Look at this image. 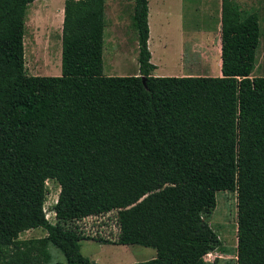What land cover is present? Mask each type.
Here are the masks:
<instances>
[{"label":"trees","instance_id":"obj_1","mask_svg":"<svg viewBox=\"0 0 264 264\" xmlns=\"http://www.w3.org/2000/svg\"><path fill=\"white\" fill-rule=\"evenodd\" d=\"M35 1L0 0V264H63L50 246L67 264H94L76 223L114 211L116 241H97L157 252L134 264H264L259 15L222 0L221 77H154L149 0H134L140 74L106 77L107 1L65 0L62 74L42 77L25 58ZM219 192L237 195L238 245L210 262L233 255L208 221ZM34 229L47 234L21 239Z\"/></svg>","mask_w":264,"mask_h":264},{"label":"rangeland","instance_id":"obj_2","mask_svg":"<svg viewBox=\"0 0 264 264\" xmlns=\"http://www.w3.org/2000/svg\"><path fill=\"white\" fill-rule=\"evenodd\" d=\"M106 1L103 74L106 77L137 76L139 43L132 20L134 0ZM235 1L245 11L255 12L260 17L262 38L253 76L264 77V0ZM64 6L65 0H37L29 7L25 58L30 75L59 77L62 74ZM220 7L221 0H149L150 47L157 65L154 77H195V73L214 68L215 60L193 67V63L181 59L191 56L193 40L201 43L205 39L204 32L207 34L208 30H213L216 24V8L219 12ZM48 188L45 209L49 221L55 223L53 206L58 200L60 187L50 181ZM216 198L217 206L208 221L219 235L223 248L233 255L214 252L206 257L210 262L218 257L235 258L238 245L237 195L233 192H219ZM76 224L84 236L96 240L80 242L82 254L94 264H134L151 260L148 250L153 252V249L97 241H116L119 233L116 211L103 216L87 217ZM46 234L44 229H34L23 233L21 239H39ZM49 251L54 262L67 264L64 254L58 248L50 246Z\"/></svg>","mask_w":264,"mask_h":264},{"label":"crops","instance_id":"obj_3","mask_svg":"<svg viewBox=\"0 0 264 264\" xmlns=\"http://www.w3.org/2000/svg\"><path fill=\"white\" fill-rule=\"evenodd\" d=\"M221 10H222V0H221V7L219 9V12H218V9L216 8V12H215L216 13V24L214 25L213 30L212 31L208 30L207 34L206 32H204L205 39L203 42L200 43L199 41L197 42V40H193L191 56H189L188 58L183 57L181 59L184 62L188 61V62H191V64L193 63V67L197 65L207 64L208 61L215 60V66L213 69H209L206 72L195 73L197 74L195 75V77H210V76L221 77L222 76V58H221L222 56V41H221V27H222L221 18L222 16H221ZM148 44H149V50L152 55L151 62L153 65L156 66V69L154 70L155 72L157 70V65L155 63L154 53L151 51L150 39H149ZM154 72H153V75H154ZM139 74H140V71H139ZM148 253H150L151 255V260L156 258L157 256V252L154 249H153V252L151 251L149 252L148 250Z\"/></svg>","mask_w":264,"mask_h":264},{"label":"water","instance_id":"obj_4","mask_svg":"<svg viewBox=\"0 0 264 264\" xmlns=\"http://www.w3.org/2000/svg\"><path fill=\"white\" fill-rule=\"evenodd\" d=\"M144 84H145V87H146V82H145V80H144Z\"/></svg>","mask_w":264,"mask_h":264},{"label":"built area","instance_id":"obj_5","mask_svg":"<svg viewBox=\"0 0 264 264\" xmlns=\"http://www.w3.org/2000/svg\"><path fill=\"white\" fill-rule=\"evenodd\" d=\"M58 201V200H57ZM57 203V202H56ZM209 256V255H208Z\"/></svg>","mask_w":264,"mask_h":264}]
</instances>
